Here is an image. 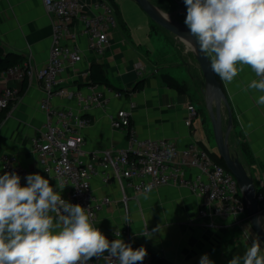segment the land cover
<instances>
[{"label":"crops","instance_id":"obj_1","mask_svg":"<svg viewBox=\"0 0 264 264\" xmlns=\"http://www.w3.org/2000/svg\"><path fill=\"white\" fill-rule=\"evenodd\" d=\"M97 1L81 0L84 11L95 12ZM116 1L118 25L110 30L103 53L92 52L87 39L80 37L79 60L67 64L61 73L65 87L85 90L90 63L97 60L103 64L116 88L98 86L110 98L109 104L106 108L95 107L87 112L91 123L82 130L86 140L83 158L97 159L103 150L126 146V131L113 127L110 122L111 115L122 107L130 109L131 125L139 136L168 138L181 146L197 142L210 154L218 155L205 102L204 76L195 52L186 50L181 37L169 30L172 37L162 29L153 32L156 22L135 0ZM150 1L174 20L184 22L183 0ZM53 20L52 9L42 0H0L3 54H11V59L16 58L18 64L29 62L35 70L44 66L52 43ZM165 72L186 83L188 91L180 93L169 87L161 78ZM142 79L144 85L140 90L119 97L113 94L115 90L131 89ZM253 79H257L255 73L250 66H244L232 83L221 81L228 104V107L222 104L221 117L225 127L230 110L233 121L228 136L230 151L253 175L254 185L259 188L264 184V106L256 103L262 93L245 91ZM25 80L27 85L22 89ZM9 84L20 91L9 109L0 110V164L4 153L13 154L18 166L28 169L30 174L39 173L60 191L54 177L43 171L32 145V136L46 121V114L40 108L41 83L34 75L23 80L10 78ZM53 104L77 108L75 100L62 97L53 98ZM92 190L97 197L109 195L112 198L111 204L98 214L96 227L111 234L123 228L128 220L135 248L144 246L150 253L177 264H199L204 254H208L214 264H228L234 256H242L245 246H250L252 240L260 242L264 254V243L248 218L240 223L215 227L197 222L195 218L203 199L186 186L162 185L140 195L126 188L125 201L116 181L106 184L98 175L92 179ZM63 193L67 194L68 189L64 188ZM146 225L149 232L158 226L150 239L141 235ZM148 264L154 263L150 260Z\"/></svg>","mask_w":264,"mask_h":264},{"label":"built area","instance_id":"obj_2","mask_svg":"<svg viewBox=\"0 0 264 264\" xmlns=\"http://www.w3.org/2000/svg\"><path fill=\"white\" fill-rule=\"evenodd\" d=\"M42 1L54 14L48 60L37 70L29 62L0 70V110L9 109L19 95V88L9 84L10 78L38 77L43 90L40 108L46 114V121L32 136V145L43 171L54 178L62 177L68 184L65 187L68 193L61 194L62 198L88 208L95 225L98 214L112 202L109 195L97 197L93 194L92 179L99 175L106 184L116 181L125 201L126 188L140 195L162 185L186 186L203 199L195 220L208 227L240 223L248 218L249 204L236 177L218 163L208 149L197 142L181 146L168 138L139 136L131 125L130 109L119 108L110 121L113 127L126 131V146L103 150L97 159L83 158L86 140L82 130L91 123L87 112L95 107L106 108L110 98L99 84H86L85 90L65 87L61 73L67 64L79 60L80 37L87 39L92 52L103 53L110 30L118 25V19L108 0H98L93 13L84 11L81 0ZM113 94L119 97L124 93L115 90ZM55 97L73 99L77 108L57 106L53 104ZM13 171L20 175L22 185L27 183L25 177L30 171L17 165L15 155L4 153L0 175ZM255 196L263 213L264 184L256 190ZM111 234L136 249L130 239L128 220L123 228ZM147 253L142 264L150 261V253ZM89 264H119V261L105 253Z\"/></svg>","mask_w":264,"mask_h":264},{"label":"clouds","instance_id":"obj_3","mask_svg":"<svg viewBox=\"0 0 264 264\" xmlns=\"http://www.w3.org/2000/svg\"><path fill=\"white\" fill-rule=\"evenodd\" d=\"M183 3L187 32L181 40L186 50L205 54L210 70L225 84L250 66L257 79L245 91L262 93L256 103L264 106V0ZM160 15L171 23L167 12ZM25 179L27 183L22 185L14 171L0 175V264H89L105 253L119 264H142L147 257L144 246L133 249L122 239L110 241L94 225L88 208L63 199L61 192L68 184L62 177L54 178L60 191L39 173ZM255 223L264 227V218ZM156 231L158 226L149 232L146 225L141 235L150 239ZM245 248L242 256H234L228 264H264L258 240ZM199 264L214 261L204 254Z\"/></svg>","mask_w":264,"mask_h":264},{"label":"water","instance_id":"obj_4","mask_svg":"<svg viewBox=\"0 0 264 264\" xmlns=\"http://www.w3.org/2000/svg\"><path fill=\"white\" fill-rule=\"evenodd\" d=\"M135 1L157 24L175 33L179 37H181L182 35H186L187 28L184 25V22L174 20L169 14L168 15L171 18V23L167 22L160 15V12L162 10L155 6L150 0ZM183 13L186 18L185 8L183 9ZM195 56L204 76L205 100L212 123L215 142L218 147V155L222 157L226 167L236 177L239 188L244 195L247 203L249 204L248 219L250 220L254 231L264 243V227L257 226V224L255 223V220L257 218H261L262 211L259 207L258 199L255 196L257 188L254 185V177L247 171L244 164L235 154L230 151L229 148L228 136L233 124L232 114L230 110L227 125L224 127L222 124V104H225L228 107L227 98L223 90L222 83L220 82V80H218L217 75L210 70V59L207 58L205 54L200 53L198 50L195 51Z\"/></svg>","mask_w":264,"mask_h":264},{"label":"trees","instance_id":"obj_5","mask_svg":"<svg viewBox=\"0 0 264 264\" xmlns=\"http://www.w3.org/2000/svg\"><path fill=\"white\" fill-rule=\"evenodd\" d=\"M108 1L114 7L115 12H116V9L118 8V2L116 0H108ZM116 16H117V12H116ZM117 19H118V16H117ZM10 55L11 54H9V53L4 55L3 54V50L0 47V70L6 69V68H8V67H10V66H12L14 64H18L16 58L11 59ZM161 78L169 87H172V88L176 89L180 93H186L188 91L187 84L184 83V82L179 81L175 76H173L170 73H167V72L162 73L161 74ZM217 78L221 82V79H220V77L218 75H217ZM85 84H102V85H105V86H107L109 88L116 89L114 84L110 81V79L106 75L103 64L98 62L97 60H92L91 61L90 69H89V73H88V77H87V81H86ZM26 85H27V81L25 80L23 82L22 89H24L26 87ZM143 85H144V80L142 79V80L138 81L131 89H125V90H119V91H121V92H123L125 94H129L132 91L140 90L143 87ZM211 155L218 163L226 166L225 163H224V160L222 159V157H220L217 154H213V153ZM103 234L110 241L114 240V239H121V238H117V237H115V236H113L112 234H109V233H103ZM150 260L154 264H177V263L172 262V261L166 259L165 257H163V256H161V255H159L157 253H153V252L150 253Z\"/></svg>","mask_w":264,"mask_h":264},{"label":"rangeland","instance_id":"obj_6","mask_svg":"<svg viewBox=\"0 0 264 264\" xmlns=\"http://www.w3.org/2000/svg\"><path fill=\"white\" fill-rule=\"evenodd\" d=\"M160 29H162V31L165 32V33H167L169 36H171V37L173 36L171 33H169V31H168L167 29L161 27V26L158 25L157 23H156V25H154L152 31H153V32H158ZM176 36H178V35H176ZM173 42H174V41H173ZM177 44H178V43H177ZM204 91H205V90H204ZM201 99H203V96H201ZM205 102H206V100H205ZM262 216H263V217H262ZM261 218H264V212L261 214Z\"/></svg>","mask_w":264,"mask_h":264},{"label":"bare ground","instance_id":"obj_7","mask_svg":"<svg viewBox=\"0 0 264 264\" xmlns=\"http://www.w3.org/2000/svg\"><path fill=\"white\" fill-rule=\"evenodd\" d=\"M263 217V216H262Z\"/></svg>","mask_w":264,"mask_h":264}]
</instances>
